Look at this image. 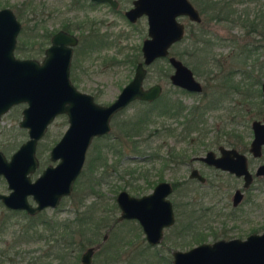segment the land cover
Returning <instances> with one entry per match:
<instances>
[{"label":"rangeland","instance_id":"1","mask_svg":"<svg viewBox=\"0 0 264 264\" xmlns=\"http://www.w3.org/2000/svg\"><path fill=\"white\" fill-rule=\"evenodd\" d=\"M229 1H234L231 3V6L238 12L244 13L246 10L249 11V18H252V16H255L256 14H262L261 18L264 20V0ZM69 2H71V0H0V8L9 6L17 13V15L20 13L21 16L18 15V19L21 21L23 27L19 34L18 43H22L21 38L26 39L28 44L26 46H28V49H30V29L34 28L36 23H40L42 18L45 19L46 26L49 28H56L62 23L64 18L78 20L87 16V14L105 17L107 22L103 26V29L108 32L105 42L101 44L102 46H95L89 49L82 48L84 42H81L82 47L77 48L76 57L81 60V65L85 69L77 74V76L74 75L71 80L77 88L92 94L97 102L106 104L116 97L122 86L133 76L135 65L131 66L130 63L123 61V58L128 54L134 55L137 53V61L142 59L140 46L142 40L147 37L146 18L142 17L137 21V24H131L125 19L121 11L111 12L103 5L87 8L88 4L86 2H84L83 7L74 8L69 12ZM124 2V6L128 5L126 4L127 0ZM238 20H240L239 17ZM243 22H245V20ZM203 24L210 32V36L206 37L207 40L205 45L212 47L207 48L208 50H202V45L196 46V49L193 48V42L197 38L187 32L184 40L175 44L170 49V52L175 54L178 52L183 53V59L195 71L196 78L202 82L204 90L210 92L216 88V83H214L216 80L212 77L217 74L216 67L213 68L210 61L213 62V60L215 61L217 58H220L223 68L226 69V71L231 69L230 65L233 64L235 52H238L239 50L238 46L246 40L250 41L252 38V41H254V44H257L258 47L251 54L250 58H248L247 63L244 64V69L248 72V75H245L244 79L251 83L250 94H252L254 99V105L252 101V104L249 105L252 109V118H260L264 113V102L262 101L260 90V82L262 77H264V73L262 72L264 69V37L256 33H251L247 39L240 40L239 37L238 43H231V40L229 41L226 39L227 43H225L226 45L222 48L220 47L222 38H225L226 36H241L245 38L246 35L243 34L245 33L246 28L240 25L241 23H238L233 30H229L227 25L224 24H219V29L215 22L208 20L207 22H203ZM229 33H232V35ZM241 48L243 47L241 46ZM84 50L85 53H83ZM23 51H20V53L18 52V54L16 53V55L21 56L25 53L33 55L39 60L43 56L42 53H30L26 52L25 49H23ZM219 52L221 55L217 56ZM76 57L74 61L76 60ZM154 63L155 62L147 67L148 73L144 80V86L147 87L157 82L162 85V95H169L175 99L180 98L182 99V103L186 104V107L191 105H195L199 109L208 107L203 115L205 123L204 125H199L203 126L202 133L199 134L197 130H193L190 131L188 135L185 133L181 135L180 132L182 125L178 121L176 122L172 117L163 118L162 115H160V118L154 120L144 134L134 136V140H136L135 143H138L136 148L132 146L133 143L131 140L125 139L123 141V153L119 156L109 150L105 151V149H103L107 157V162L110 163L114 160H119L120 172H124L125 169L131 167L136 168L137 170L134 172V175L138 173H146L152 182L151 184H147L142 179L143 176H137L138 179L134 181V183L143 186L144 191H150L161 176L170 181L187 179L190 168L193 166L197 167L203 175L208 177L209 180L206 182V185L201 184L196 179L189 180L188 183L184 182V184L181 183L178 185L175 193V199H177V201L184 198L185 200H188V205L184 207V209H186V211L188 210L190 215L189 221H192L194 229H202L203 232H207L204 241L208 242L222 236L225 238H245L249 231L254 228H259L261 224L260 219L257 221L256 219L254 221L248 219L250 217V209L247 200L242 202L236 208H233L231 205V196L234 188L240 187L241 181L234 176L227 174L225 171L212 169L204 165L203 162L191 160L190 158L192 155H202L208 149L216 150L218 141H227L226 137L222 136L219 138L217 135L222 128L229 129L230 127H234L238 132H241L243 135L242 142L246 143L244 144L238 141L236 144L240 150L246 151L245 145L248 146L252 136L250 129V121L252 118H248V116L244 115L241 119L240 115H236L235 111L239 104V101H236L239 98L238 92L229 93L222 102H219L217 107H212L210 106V103H212L209 102L210 99H208L207 96L202 95V93L181 92L180 88L171 84L168 75L172 71V68L168 63L167 58L160 59L156 66H154ZM252 65L253 67H251ZM235 76L239 79L242 74L238 72ZM210 98H212V96ZM230 98L233 99L231 100ZM23 106L24 103H20L19 105L10 108L2 115L0 121V150L3 151L7 157L27 138L25 128L19 126L21 109ZM147 108L148 105L135 100L118 114V118L120 120L131 118ZM155 109L156 108H153L154 111ZM118 118L116 117L113 120L112 130L115 132L117 129H115L114 126H116V120L119 121ZM245 118H248L249 120L247 119L246 121ZM65 123V117L58 116L49 125L47 132L42 138V148L46 144L52 143L60 136L66 127ZM162 123H165L164 125L166 126L168 124L176 126V129L173 133L165 134V132H162L163 129L160 130L159 128ZM153 124L158 126V130H160L159 134H155L154 131L150 132L151 129L154 128ZM247 124L249 126H246ZM95 142L99 143V145H103L104 143L103 139H96ZM90 147L92 154L95 147L93 144ZM172 148L176 151L186 150L188 159L180 164L174 163L173 161H168L169 163L166 164L167 162L165 163L163 157L167 153V150ZM156 153L159 155H154V157H152V155ZM101 170L102 167L99 168L97 174H100ZM130 178L132 177L128 173L124 174L123 177H119L116 171L110 169L105 171L101 183L98 184L97 192L91 194L89 197V199L96 201L98 212L102 210L110 212V208L115 199V194L121 189L119 186L123 185L124 179L128 180ZM81 182H83L82 188H85L84 185L88 183L86 173L81 176L80 185ZM260 183L263 182H259V184ZM116 184L119 185L115 186ZM125 189L131 193H135L128 187H125ZM0 191H8L6 180L2 176H0ZM182 193L186 194V196L182 197ZM260 195L263 196V194H259V196ZM88 201L89 200L87 199L86 202ZM76 203L77 197L75 195L74 197H68L56 208L46 210V212L40 216L41 219L36 218L35 221L40 222V220L45 219L52 225H55L57 221L68 217L70 218L74 215L71 206H75ZM259 204L261 205L260 213L264 216V200L260 201ZM203 207H207L208 210H205ZM178 210H182L181 207H179ZM203 210L206 213L204 216L201 214ZM6 211L7 208L0 203L1 264H30L31 260L41 264H58V259L53 258V256L60 250L59 242L53 239L55 236L50 237V239L47 238V240L44 238H36L35 234L39 232V228H43L42 225L37 226V228L32 227V229L28 230L27 234H20L22 233V226L30 223V219H23L17 215L12 217L9 224L5 226V224H1V220ZM219 211H222V213H218ZM230 212L232 213L233 218L230 217ZM113 214L116 217L118 215V209ZM108 221L109 220L106 218V223ZM128 225L129 224H127V226ZM208 226L213 229L212 233H210L211 231ZM223 226H225V228L227 227L226 229H228V231L220 232L219 228ZM108 227L109 225H105L101 232L94 238V242L100 243L101 246L97 251L98 253L94 256L92 264H108V262H106L107 255L102 250L103 246L108 249L111 247L113 248V240H109L110 238L106 241L102 240V234L109 229ZM56 229L60 232L61 226L58 224ZM52 230L53 228L48 232H52ZM215 232L219 236H216ZM163 242L164 243L156 246H149L146 243L140 245L137 244V241L135 244H122L119 249V259L113 264H172L170 248L187 249L196 245L198 240H196V238H191L189 235L188 242L185 244H178L171 241L169 233L168 238ZM79 253H81V250ZM158 256H160V258Z\"/></svg>","mask_w":264,"mask_h":264},{"label":"water","instance_id":"2","mask_svg":"<svg viewBox=\"0 0 264 264\" xmlns=\"http://www.w3.org/2000/svg\"><path fill=\"white\" fill-rule=\"evenodd\" d=\"M126 14L130 19L143 14L147 17L148 31L142 41V59L137 62L133 77L116 98L110 104L103 105L95 102L91 94L78 90L70 79L72 46L77 42L74 35L64 30L54 33L41 61L36 58H18L14 48L20 22L11 8H0V119L12 105L25 102L19 126L27 129L26 140L9 159L0 150V176L6 179L10 189L7 194L0 192V199L7 207L25 208L34 213L47 205H57L61 196L69 194L82 169L88 145L95 135L110 130L109 122L113 113L135 99L151 101L160 95L161 85L153 83L145 87L144 79L147 67L157 58L167 57L169 47L183 37L184 24L176 17L188 15L192 20H200L190 0H135L134 7ZM168 60L175 67L170 76L173 83L192 91L202 90L201 83L187 65L174 56H169ZM262 90L264 97V81ZM59 113H66L70 123L51 150L52 159L60 157V160L54 166L48 165L35 180H31L29 173L35 170L38 163L35 154L37 142ZM251 127L253 139L250 150L258 155L264 143V121L255 119ZM220 150L219 157L209 150L197 158L243 175L246 185L251 177L246 155L235 148L221 147ZM261 167L264 168V165ZM190 176L204 179L196 168L191 170ZM170 190V183L161 181L151 194L143 197L132 196L126 190L119 191L117 201L122 209L120 218L140 217L139 214L146 211L140 208L143 201L149 199L148 202H154L155 198H163ZM29 194L37 202L35 206L28 202ZM240 196V191L236 190L234 201ZM165 202L166 205L162 203L166 208L163 223H171L173 215L170 202ZM142 222L149 232V240L158 241L162 224L158 225L157 235L154 236L150 235V230L157 223L143 218ZM92 252L93 247L84 251L81 256L83 264H91ZM173 255L172 264H264V233L250 234L245 239L203 242L186 250H175Z\"/></svg>","mask_w":264,"mask_h":264},{"label":"flooded vegetation","instance_id":"3","mask_svg":"<svg viewBox=\"0 0 264 264\" xmlns=\"http://www.w3.org/2000/svg\"><path fill=\"white\" fill-rule=\"evenodd\" d=\"M124 1L125 0H71V2H69L68 10L70 12V10H72L74 8H81V7L84 6V2H86L88 4L87 8H92L94 6L103 5V6L107 7L108 10H110L111 12L112 11H114V12H120L121 11L123 16L125 17V19L131 24H137V21L140 20L142 17H145L146 18V22H147V17L144 14L139 16V17L136 16L135 19H130L127 16L126 12L129 9H131L132 7H134V1L135 0H127L126 4H128V5H125V6H124V4H125ZM190 2L197 9V11L199 13V16H200V20L199 21L192 20V19L189 18L188 15H178L176 17L177 20L184 24L183 37L180 40L175 41L169 47V53H168L167 57H162V58H167V60H168L169 56H174L175 58L180 59L182 61V63L187 65L192 70L193 75H194L195 78H196L195 71L183 59V53H179V52L176 53V54L175 53H171L170 49L175 44L180 43L181 41H183L184 38L187 35V32H188V34H191L192 36L198 37V42H199L198 46L202 45V50L203 49L206 50L207 48L212 47V46H209V45H205V42L207 40L206 37L210 36V32L206 29V26L203 24V22H207V20L211 21V22H215V24L219 27V29H220V25L219 24H224V25H227V28L229 30H233V28L236 27L238 23H241L240 25H242L243 27L246 28V31L243 34V35H246L245 38L241 37V36H237V37H235V36H232V37L226 36L225 38H222L221 39L222 42L220 41L221 42L220 43V47H222V48H224V46L226 45L225 43H227L226 39H228L229 41L231 40V43L232 42L238 43L239 37H240V40L241 39H247V37H249L251 35V33H256V34H259V35L264 37V20L261 18L262 14H256L255 16H252V18H249V15H250L249 11L246 10V11H244V13L238 12L236 9H234L231 6V3H233L234 1H229V0H190ZM4 7H9V6H4ZM9 8H11V7H9ZM12 11L14 12L13 9H12ZM14 14H15L17 19H18V15L21 16L20 13H18V15H17V13L14 12ZM242 15H243V17H242ZM238 17L240 18V20H238ZM245 17H246V19H245ZM244 20H245V22H243ZM19 22H20L21 26H20L19 33L17 35V41H16L15 48H14V54L18 58H36L33 55H29V54H25V53L22 54L21 56L16 55V53L18 54V52H19L18 51L19 47H20V50H22V51H23V49H25L26 52H30V53L31 52H35V53L38 52L40 54L42 53L43 54L42 58H43L46 48L51 44V39H52L53 34L56 33L59 30H64V31L74 35L77 38V42L72 46V56H71V64H70V72H69L70 79H72L74 77V75L77 76V74L81 73L82 71H84L83 69H85L81 65L82 64L81 60L77 59V57H76L77 48L78 47H82L81 46V42L82 41L84 42L83 43L84 46L82 47L84 49H89V48H92V47H95V46L99 47V46H102L101 44H103L105 42V38L107 37L106 35L108 34V32H106V30L103 29V26L107 22L106 18L105 17L94 16V14H90V15L87 14V16H85L82 19H78V20L77 19L76 20H72L71 18H64L62 23L59 26H57L56 28H52V27L49 28L48 26H46L45 19L42 18V21L40 23H36L34 25V28L30 29V32H31V35L29 37V44H30L29 47H30V49H28V46H26V45H28L27 42H26V39L21 38L22 43H18L19 34H20V32L22 30V27H23L20 20H19ZM209 24H211V23H209ZM81 31H82V33H81ZM147 31H148V23H147ZM229 34L232 35V33H229ZM252 40H253L252 38H251L250 41L246 40L241 45L238 46L239 50H238V52H235V56L233 58V64L230 65L231 69H228L226 71V69L223 68L222 63L220 62V58H217V60H215V61L213 60V62L210 61V64L213 65V68L216 67V69H217V74H215L212 77V78H214L216 80L214 82V83H216L215 84L216 88L211 90L210 92H208L207 90H204V86H203L202 82L200 80H198L197 78L196 79L201 83V86H202V90L201 91H192V90H189V89H187V88H185V87H183L181 85L173 83L171 81L170 76H171V74L174 73L175 67L173 66V64L169 60H168V63L170 64V66L172 68V71L169 73L168 78H169V80H170V82H171V84L173 86L180 88L181 92L202 93V95L207 96L208 99H210L209 102H211V101L213 102V100L216 101L217 103H215V106H212V104L210 105L212 107H217L219 105V102L220 101L222 102V100H224L228 96L229 93L238 92V95H239L238 97L239 98L236 101H239V104H238V108H236V111H235L236 115H240L241 119L244 117V115L248 116V118H252V116H253L251 114V110L252 109H251V107L249 105V104H252V103L254 105V102H253L254 99L252 97V94H250L251 93V86H250L251 83L244 79L245 75H248V72H246L245 69H244V64L247 63L248 58H250L251 54L258 47V45L254 44V41H252ZM141 46H142V43H141ZM141 46H140V50H141ZM241 46L243 48H241ZM193 48L196 49L197 47L193 46ZM83 53H85V50H84ZM128 55L131 56V57H128V58H132V54H128ZM220 55H221V53L219 52L217 54V56H220ZM126 56L123 58V61H126V62L130 63L131 66L135 65V67H136V64H137L138 61L136 60L135 64H132V62L128 61V59L127 60L125 59ZM75 57H76V60L74 61ZM42 58L40 59V61L42 60ZM36 59H38V58H36ZM153 62H155V60ZM245 66H247V65H245ZM251 67H253V65ZM134 71H135V68H134ZM208 72H209V70H208ZM238 72H240L242 74V76H240L241 78H239V79H237L236 76H235L236 73H238ZM262 72L264 73V69L262 70ZM147 73H148V69H147ZM146 76H147V74H146ZM263 81H264V77H262V80L260 82L261 96H262V101L264 102L263 90H262V82ZM161 87H162V85H161ZM77 89L80 90L79 88H77ZM80 91H82V90H80ZM83 92H85V91H83ZM86 93H88V92H86ZM161 96H163L162 95V90H161L160 95L158 97H156L155 99L151 100V101H154V100L158 99ZM165 96L167 97V100L169 101V105L172 108H174L176 105H178V104H176V103H178V101H179V105L181 107H183V108L181 109L182 112H180V113L171 114L170 116L162 115V117L163 118H166V117L174 118L175 121L176 122L178 121L182 125V128H183L184 114L193 105H191L189 107H186V104L182 103V99H180V98H176L175 99V98H173V97H171L169 95H165ZM209 96L210 97L212 96V98H210ZM93 99H94L95 102H97L95 100L94 96H93ZM230 99L232 100L233 98H230ZM135 100L141 101V102H143V101L151 102V101H148V100H140V99H135ZM135 100H133V101H135ZM112 101H110V102H108L106 104L99 103V102H97V103L103 104V105H108ZM133 101H131L130 103H132ZM251 101H252V103H251ZM21 103H24V106L21 109V116H22V110L26 106V103L25 102H21ZM19 104L20 103L14 104L10 108H12V107H14L16 105H19ZM127 106H125L124 108H122V109L116 111L115 113H113V115L110 118V122H109L110 123V130L108 132L100 134V135H95L92 138V140H91V142L88 145L87 150H86L85 161L83 163L82 169H81L80 173L78 174V176L76 177V179L74 180L70 193L61 196V198L59 200V203L57 205H55V206L47 205V206L43 207L42 209H40V210H38V211H36L34 213H30L25 208L7 207L2 202L1 199H0V203H2L8 210H19L21 212L26 213L27 215L36 216L37 219L38 218L41 219L40 216H42L43 213L46 212V210L56 208L66 198L74 197V195H75L77 197V203L75 204V206L74 205L71 206L72 209H73L72 210L73 213L75 214V212H78V211L79 212H82V211L83 212L84 211L85 212H89L91 210L89 206L91 205V202L93 201V200L89 199V197L91 196V194H94V193L90 190V188H88L86 186H85L86 189L82 188V186L80 185V181H81V176L83 175V170L85 168V164H86V162L88 160L89 155L91 154V147L90 146L92 144L94 145L95 143H97V142H95L96 139H100L101 137H104L105 135H109L112 132H115V131L112 130V126H113V122H114L113 120L116 117L118 118V114L120 112H122V110H124ZM58 116H64L65 117V119H66V123H65L66 127H65L64 131H62L60 136L55 141H53L50 144H46L42 148V144H43L42 138L44 137L45 133L47 132L49 125ZM263 116H264V113L262 114V116L260 118H252L251 121H250V129H251L252 136H251V139H250V141L248 143V146L245 145V147H246L245 150L246 151H242V150H240L237 147L236 143L238 141H240V142L243 141V135L241 134V132H238V130H236V128H234V127H230L229 129L222 128V130L217 135L219 136V138L222 137V136L226 137L227 141L226 140L225 141H218L217 140L218 141V145L216 147V150H214V149H208L207 150V151L212 150L216 157H219L221 155V150H220L221 147H224V148H235L239 152L245 154L246 157H247V168H248V170H249V172L251 174L250 180H249V182L246 185L244 184L245 180H244L243 175H237L234 172L229 171L228 169H224V168L218 167V166H216L214 164L208 163V162H206V161H204L202 159H198L197 158L198 156L205 155L207 151L204 154H202V155H192L191 158H190L191 160L201 161V162H203L204 165H206L207 167H210L212 169L225 171L227 174H229L231 176H234L235 178H237V179H239L241 181V186L234 188V191H233L232 196H231V205L233 206V208H236L242 202L247 200V202L249 204V209H250V212H249L250 213V217L248 219L251 220V221H254L255 219L257 221V220L260 219V224H261V226L259 228H256V229L254 228L251 231H249L247 236H249L250 234H261V233H264V222H263L264 216H262L263 214L260 213V210H261L260 206L261 205L259 204L260 201L264 200V168L261 167L262 165H264V160H263V158H264V143L261 145L260 154L254 155L253 152L250 150L251 141L253 139V129L251 127V122L253 120H255V119H259L261 121H264L263 120ZM1 118H2V116H1ZM158 118H160V115L158 117H155L154 120H156ZM202 118L204 119V122L202 123V125H204L205 118L204 117H202ZM248 118H245V120L247 121ZM154 120L150 123V125L154 122ZM0 121H1V119H0ZM119 121H120V119H119ZM119 121L116 120V122H115L116 126H114L115 129H117L118 124L120 126ZM51 123H49V125L47 127V130L45 131L44 135L37 142L35 154H36L38 163H37V166H36L35 170L33 172L29 173V175L31 177V180H35V178L48 165L54 166L60 160V157H57L56 159H52L51 150H52L53 146L61 139L63 133L65 132L66 128L70 124L68 115L66 113H59V114H57L54 117V119L51 121ZM164 124L165 123L160 124L159 128H160V130L163 129L162 132H165V134L173 133V131L176 129V126H171L169 124L166 126ZM150 125L148 126V128L146 130L149 129ZM153 126H154V128H152L150 132L154 131L155 134H159L160 130H158V126L155 125V124H153ZM246 126H249V125L247 124ZM182 128H181V132H180L181 135L184 134ZM25 130L27 132L26 128H25ZM193 130H197V132L199 134L202 133V130L199 132L198 129H192L191 131H193ZM137 136H140V135L137 134ZM106 138H108V137H106ZM106 140H108V139H106ZM242 143L245 144L246 142H242ZM137 146H138V143H137ZM17 147L11 152V154L17 149ZM102 148L105 149V151L108 150L104 146V144H103ZM103 152H104V150H103ZM111 152H113V151H111ZM122 153L123 152L121 150V151H119L118 153H115V154L117 156H119ZM104 154H105V152H104ZM10 155L8 157L6 155L5 156L9 159ZM154 155L158 156L159 154H157V153L153 154L152 157H154ZM173 155H175L174 158H173ZM163 159L165 160V163L167 162L166 164L169 163L168 161H170V162L173 161L174 163L180 164V163H183L185 160L188 159V154H187L186 150H183V151L177 150L176 151L174 148H172V149H168L167 150V153L165 154ZM106 162H107V157H106ZM113 163L119 164V168H120L119 160H114V161H112L110 163L107 162V167H106L105 171L110 169L112 171H116L117 174L119 175V177L120 176L123 177L124 174H122V172H120V170L117 171V170H113V169L110 168V164H113ZM253 164H255V165H253ZM193 168H196L198 170L199 174H201L203 176V178H204L203 180L198 179L195 176H192V177L190 176V172H191V170ZM36 171H37V173H36ZM107 174H108V172H107ZM120 174H122V175H120ZM135 175L134 174L131 175L132 178H130L128 180L124 179V183H123V185H120L121 189L119 191H121V190L128 191L127 189H125V187L130 188L129 185L127 184V181H131L132 184L137 186L136 189L130 188V190H132L135 193H131V192L128 191L130 193V195L135 196V197H143V196L151 194L153 192L155 186L161 181L169 182L170 185H171V190L163 198H158V197L155 198L154 202H151V200H150V202H148L149 199L143 201V204H141L140 208H144L146 211L142 212V214L140 213L139 214L140 217H122V218H120L121 213H122V209H121V207H120V205H119V203L117 201V194H118L119 191L115 194V197H114L115 199H114V202H113V204H112V206L110 208V212H106V210H102L101 211L104 214L105 219L101 220V222L99 223L100 224V225H98L99 230L96 233V235H98L105 225H109V227H108L109 229L104 234H102V240L106 241L109 238H110L109 240H113V242H114L113 243V248L111 247L110 249H108V248H105L103 246L102 250L106 254L110 250L112 251L113 254L115 253L114 256L112 255L113 257H111V259H113V258H114V260H118L119 259V249H120V245H122V244H128V243L135 244V242L137 241V244H140V245L143 244V243H146L149 246H156V245H160V244L164 243L163 241L166 240V238H168L169 233H170V236H171V241H173L175 243H178V244L179 243L185 244L186 242H188L189 235L191 236V238H197L199 236H203L204 237V239L201 240V241H198L197 244H200V243H203V242H208V241H204L205 237L207 235V232H203L202 229L201 230L194 229L192 221L191 220L189 221V218H190L189 212H188V210L186 211V209H184V207H186L188 205V200H185V198H184V199H181V200L177 201V199H175V193H176V189H177L178 185H180L181 183L184 184V182L188 183L189 180H195V179L198 180L201 184L206 185V182H208V180H209L207 176L203 175L199 171V169L197 167L193 166L192 168H190V171L188 173V178L187 179H183V180H180V181L179 180L170 181V180L164 179L161 176L159 178V180L154 184L153 188L150 191H144L143 190V186H140V184H138V183H134V181L136 179H138L137 176H140V177L143 176L142 179L147 184H151L152 183L151 180L148 178L146 173H138V174H135ZM259 182H263V183L259 184ZM6 183H7V181H6ZM118 185L119 184H117V186ZM7 188H8V185H7ZM236 190L240 191L241 196H240V198L237 201H234L235 200L234 199V194H235ZM9 191H10V189L8 188V191L7 192H3V193L7 194ZM96 192L97 191H95V193ZM259 194H263V196H261V195L259 196ZM181 195H182V197L186 196V194H184V193H182ZM87 199L89 200L88 202H86ZM27 200L33 206H35L37 204V202L34 200V198H33V196L31 194L27 195ZM165 200H168L170 202L172 215H173V221L171 223H163L164 220H165V217H166V213H165L166 212L165 211L166 208L163 206V204L166 203ZM179 207H181L182 210L179 211L178 210ZM203 208H205V210H208L207 207H203ZM76 209H78V211H76ZM117 209H118V215L115 217L113 213H115ZM255 212H257V213H255ZM218 213H222V211H219ZM201 214L204 216L206 213L203 210L201 212ZM201 214H200V216H201ZM229 214H230V217L233 218L232 213L230 212ZM71 217H74V215L71 216ZM106 218L109 220L107 223H106ZM142 218L144 220H146V221H150L151 223L153 221H155V223H157L156 227L150 230V235H154V236L157 235V234H155L156 233V229L158 228L159 224H162L161 227H160V237H159L158 241L153 242V241L149 240V238H148L149 232L146 231L145 226H144V224L142 222ZM31 223L32 222L27 223V225H23L22 227H27ZM49 224H51V223L48 222L45 219L43 221L40 220V222L36 221V226H34V227L37 228V226H39V225H42V227H43V228H39L38 227L39 228V232L42 233V236L40 238H44L46 240H47V238L50 239L49 235H50L51 231L48 232L49 228H47V225H49ZM127 224H129V225L127 226ZM208 227L210 228V231H211L210 233H212L213 229L210 226H208ZM226 228H225V226L220 227L219 228L220 232L228 231V229H226ZM215 234H216V236H219V235H217L216 232H215ZM96 235L93 236V239H92L91 243L86 245L84 248L80 249L81 253H79V260H80L81 264H83L82 261H81V256H82V254L84 253V251L87 248L93 247L91 264L93 262V258H94L95 254H96V251L98 249H100V246H101L100 243H95L94 242V238L96 237ZM231 238H240V237L225 238L224 236H222V237L216 238L215 240H218V239H231ZM245 238H240V239H245ZM215 240H213V241H215ZM213 241H211V242H213ZM108 242H110V241H108ZM70 243H71V246H72L70 248V251H71L70 255L74 256L76 254V251H77V250H75V247H74V245L76 243L75 238L74 239H70ZM175 250H186V249L170 248V256H171V262L172 263H173V259H174L173 253H174ZM113 251H115V252H113ZM158 257L160 258V256H158Z\"/></svg>","mask_w":264,"mask_h":264},{"label":"trees","instance_id":"4","mask_svg":"<svg viewBox=\"0 0 264 264\" xmlns=\"http://www.w3.org/2000/svg\"><path fill=\"white\" fill-rule=\"evenodd\" d=\"M196 38L197 39H195L193 42L195 47L198 46L199 43L198 37ZM18 51L19 52L22 51L20 50V47ZM128 57L131 56L127 55L125 59L126 60L128 59V61L132 62V64H135L137 60V53L132 55V58H128ZM160 59L163 58H158L157 60H155L154 66H156V64L159 62ZM143 103L148 105L147 109H145L143 112H140L138 115L136 114L131 118L121 119L119 121L120 126L118 124L117 127L118 129L117 132H112L111 134L105 135L104 137L100 138V139L104 138L103 144L108 150L113 151V153H118L123 149L122 142L125 139L131 140L133 143L132 146L136 148L137 144L135 143L136 140H134V136L137 134L139 135L143 134L150 125V123L155 119V117H158L159 115L170 116L171 114H177L182 112L181 109L183 108L179 105V101L178 103L175 102L178 105L172 108L169 105V101L167 100V97L165 95L159 97L154 101L151 102L143 101ZM215 103L217 102L213 100V102L210 103V105L212 104V106H215ZM153 108H156L155 111L153 110ZM206 108L208 107H205L204 109H199L197 106L193 105L187 110V112L184 114V118H183L184 124L182 128L185 134H188L192 129H198L199 132L202 130L203 126H199V125L200 123L202 124L204 122V119L202 117ZM105 138L108 140H106ZM93 146L95 147V149L93 150V153L90 154L88 157V160L85 164V168L83 170V174L86 173L87 182H88L84 186L90 188V190L93 193H95V191H97L98 184L101 183V179L105 174L107 162H106V156L102 148L103 145L101 144L99 145V143H95ZM174 156L175 155H173V158ZM100 167H102V170L100 174H97V171L99 170ZM110 168L117 171L120 170L119 164L117 163L110 164ZM136 171H137L136 168L130 167L128 169H125L124 172H122V174L128 173L130 175H133L134 172ZM82 184L83 182H81V186ZM127 184L129 185L130 188L133 189L137 188V186L132 184L131 181H127ZM115 186H117V184ZM97 206L98 205L96 201H92L91 205L89 206L91 209L89 212H85V211L79 212L78 209H76V211L78 212H75L74 217L64 218L63 220H59L57 221V223H55V225L52 224L47 225V228H49V230L53 228L49 236L50 237L55 236L53 239L59 242L60 250L53 256V258L58 259V264H81L79 260L78 251L92 242L93 236H95L99 230L98 228V225H100L99 223L101 222V220L105 219L104 214L101 211L100 212L97 211ZM17 215L22 217L23 219H30V222H32L27 227H22L23 228L21 231L22 233L20 234L22 235L24 233L27 234L28 230L36 226V221H35L36 216L27 215L26 213L21 212L19 210H8V209L2 216L1 224H5V226H7L9 224L10 219ZM58 224L59 226H61L60 232H58L56 229ZM35 236L36 238H40L42 236V233L37 232ZM74 238L76 240L74 247L75 250L77 251L76 254L73 256L70 255L71 253L70 248L72 247L70 243V239H74ZM196 239L198 241H201L204 239V237L199 236ZM97 251L96 253H98ZM106 255H107L106 262H108V264H113L117 261L114 260V258L111 259V257L115 255V253L113 254L111 250L108 251ZM30 264H41V263H36V261L31 260Z\"/></svg>","mask_w":264,"mask_h":264}]
</instances>
